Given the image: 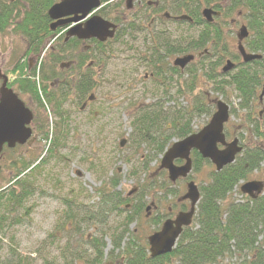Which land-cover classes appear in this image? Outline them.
<instances>
[{"label": "rangeland", "instance_id": "rangeland-1", "mask_svg": "<svg viewBox=\"0 0 264 264\" xmlns=\"http://www.w3.org/2000/svg\"><path fill=\"white\" fill-rule=\"evenodd\" d=\"M115 5L116 3H112L110 6ZM107 12L109 16H114L113 9ZM238 12L235 13L236 17L240 15ZM246 13L244 11L241 15ZM218 19L220 23L218 34L221 37L217 40L218 42H215L217 46L209 51L203 48V53L199 56V58H204L201 64L192 66L193 71L197 72L193 75L196 76V91L210 90L208 93L210 100L220 99L230 107L231 118L226 127L228 142L237 138L240 146L252 148L261 143H257L253 125L259 124L257 119H262L260 112L264 111V96L262 101L259 99L262 89L257 91L250 109H241L240 100L233 88L228 87L223 93H215L213 82L206 77V74H214L216 70L218 72V68L212 63L215 62L213 58L215 53L223 47L227 49L226 54L227 51L238 52V34L242 26L247 28L248 26L246 20H241L236 24L233 15H222ZM218 19L215 18L214 22L218 23ZM248 30L252 36V31L249 28ZM175 35L176 37L183 36L180 33H175ZM187 37L190 42L191 38H196L197 35L189 30ZM131 41V37L122 35L118 41L111 43L105 50L102 67L106 65L107 72L96 77L97 87L89 93L95 97V100L85 113H81L80 108L74 105L76 99L73 97L69 99L59 97V91L61 89L68 91L67 89L61 88L62 86L58 89L54 79L45 82L48 92L56 94L62 103L60 112L63 119L59 121V117L54 115L51 104H47L44 108L37 110L36 125L39 128L38 131L45 127V131L50 134V139H53L52 134L55 135L56 128L62 131V136L59 137L61 147L57 148L55 156L50 157L51 141L42 137L38 141V149L34 151L30 149L27 152L23 148L2 155L0 190L13 185L10 182L14 181L15 177L12 176L15 172L11 173V169L22 170L19 161L23 156H27L25 160L31 167L38 164L43 157L47 159V162L31 173L25 172L30 177L33 187L29 189V196L23 202V208L11 213L4 230L0 231V261L8 260L11 253L16 252L31 264H64L65 261L70 262L73 255L81 252L91 256L92 253L89 246L85 245V240L88 238L92 240L98 235L100 236L99 241L105 243L106 246L102 264H123L125 260L123 248L126 247L130 236L126 235L121 249L114 248V241L118 240H114V237L117 238L124 230L125 216L130 213V210H126V204L137 206L140 201L144 202L141 218L130 224L128 230L138 235L139 239L148 238L155 229L153 217L158 212L163 215L168 214L169 209H172L173 205L177 204L186 193L184 182L172 184L166 178L167 175L165 177L163 173H158L161 156L155 158L154 153L144 152L145 146L138 147L131 140L133 136L131 121L139 104L143 106L159 102L164 103L166 107H174L176 110L186 107L189 96L183 94L179 97L175 91L180 88L186 91L192 78L185 72L179 82L176 78L174 80L171 78V82L164 89L146 88L149 83L143 84L141 81L143 77L140 76L143 70L140 69L137 75L136 56L128 46L132 44ZM58 49L53 40L50 39L47 42L48 51L42 55L44 73L51 74L58 69L60 61L58 62L53 57L58 55ZM25 52L26 43L23 38L8 32L4 38L0 39V68L7 75L10 74V71L20 61L28 62L30 57L26 56ZM195 57L197 58L198 55L195 54ZM52 60L56 63L55 68H53ZM66 62L67 60L63 63ZM32 64L34 70L37 59ZM25 72L27 73V70ZM12 75L15 78L14 81L19 77L15 73ZM200 92L198 94H201ZM215 110L216 107L213 113ZM212 115L209 118L202 116L195 119L192 123L193 130L198 131L203 128ZM56 122H59L58 126H55ZM123 140L127 141L124 147H121ZM214 170L211 164L206 165L201 173L197 175L191 173V180L199 187L202 184L206 185ZM112 179L118 182L116 187L110 184ZM253 180L264 182V164L254 173ZM134 189L136 192L129 196ZM104 190L108 193L118 192L120 194L116 201L119 208H112L113 203L107 205L106 208L110 207L111 212L108 213L109 215H104V223L92 228L89 220L82 223L81 218L85 216L89 218V214L100 210L101 207L98 204ZM168 192L176 193V195H168ZM125 199L128 203L124 201ZM235 200L243 201L237 191L231 194L227 202ZM122 201L124 203L120 204ZM152 202L158 204L160 210L157 212L150 210L147 216L145 208L150 207ZM70 211L78 215V218L74 219V224L67 223L68 220L65 218L66 213ZM3 212L1 208L0 213ZM147 248L149 251V247ZM234 262L235 259H227L224 264Z\"/></svg>", "mask_w": 264, "mask_h": 264}, {"label": "trees", "instance_id": "trees-1", "mask_svg": "<svg viewBox=\"0 0 264 264\" xmlns=\"http://www.w3.org/2000/svg\"><path fill=\"white\" fill-rule=\"evenodd\" d=\"M215 1L218 2L219 0ZM57 2V0H0V39L4 38L8 32L19 35L24 39L27 47H32L28 54L34 53L40 59L46 47V40L50 35L49 24L51 21L47 13ZM235 7L244 9L249 14L247 22L253 34L247 41L248 51L263 54V59L242 65L232 75L217 76L216 70V73L206 74V77L213 82L215 93L220 94L228 87L233 88L240 100V108L248 110L254 103L257 91L264 86V0H235ZM11 28L13 29L11 30ZM206 34L209 35V33ZM219 36L221 37V35ZM67 51L68 49L62 52L67 54ZM53 57L55 60L60 58L59 55ZM99 57L97 55L95 58ZM52 63L53 68H55V61ZM40 67V71H44L43 63ZM24 70L25 66L20 69V73ZM172 72V80L176 78L179 82L183 75L174 70ZM186 72L192 81L188 83L186 91H183L182 88L175 91L179 97L183 94L189 96L190 99L186 107L176 110L174 107H166L164 103L159 102L143 106L139 104L132 117L133 136L131 140L138 147L145 146L144 152L154 153L155 158L162 157L174 140L180 141L192 135L195 132L192 128L195 119L202 116L209 118L214 111L215 104L213 100H210L211 97L208 94L210 90L199 91L201 94H198L195 86L196 76H193L197 72L193 71L192 67H188ZM36 76L37 69L35 68L31 79L19 75L15 85L18 86L19 90L33 94L41 107H45V100L48 104L55 106L54 112L59 117V121L62 120L61 101H58L56 94H48V87L43 83L42 91L46 98L44 100L39 93V86L35 80ZM45 80L46 77H43V81ZM94 87L96 85L91 83L90 88L82 87L77 91L84 98V95L91 92ZM62 92L59 91V96L66 99L68 94H61ZM53 93L55 92L53 91ZM169 96L173 97L170 94ZM257 122L259 124L253 125V131L257 137V143L261 142L260 145L244 148L234 164L225 167L220 172L215 170L211 172L209 183L200 186L201 200L194 224L184 230L173 252L151 258L147 248L148 238L139 239L138 235L128 230L130 224L141 218L144 208L142 205L137 206L138 210L133 214L125 216L124 230L117 238L114 237V240L118 239L114 241V248L121 249L122 241L126 235L130 236L126 247L123 248L125 259L123 264H224L227 259H235L234 263L228 264H264V195L256 200H251L242 196L238 191L240 184L253 179L254 173L264 164V115L261 120L257 119ZM58 123L56 122L55 126H58ZM43 132L44 139L48 140L50 134L45 131V127ZM225 133L227 134L226 128ZM54 134H52L53 139L50 142L52 146L49 152L50 157L55 156L57 148L61 147L59 137L62 136V131H58L56 128ZM191 157L193 175L201 173L204 166L210 165L197 152H193ZM46 162L47 159L42 158L31 172ZM29 168H31L30 164L24 163L23 169L25 170L17 172L14 181L10 182L13 185L0 190V210L2 208L4 211L0 213L1 232L4 230L5 223L11 213L23 208V202L29 196V189L33 187L30 177L25 174ZM163 175L166 177L167 174L164 173ZM166 178L168 179V177ZM112 180L110 184L112 187H116L118 182ZM236 189L239 195L243 197V201L227 202ZM168 193L176 195V193ZM101 194L102 199L98 204L101 207L100 210L89 214V218L86 216L81 218L82 223L89 220L92 228L104 223V215L111 212L110 207L106 208L107 205L113 203L112 208H119L118 202H116L120 196L118 192L108 193L104 190ZM123 203L122 201L120 204ZM225 203L227 204L224 206ZM65 218L68 220L67 223L74 224V219H77L78 215L70 211L66 213ZM153 224L159 227L161 222H154ZM157 228L153 232L157 231ZM99 238L100 236L97 235L92 240L89 238L85 240V245L89 246L92 253L91 256L81 252L73 255L71 261H65L64 264H102L106 246L105 243L99 241ZM0 264L31 263L16 252H12L8 260L0 261Z\"/></svg>", "mask_w": 264, "mask_h": 264}, {"label": "flooded vegetation", "instance_id": "flooded-vegetation-1", "mask_svg": "<svg viewBox=\"0 0 264 264\" xmlns=\"http://www.w3.org/2000/svg\"><path fill=\"white\" fill-rule=\"evenodd\" d=\"M101 5L99 8L93 11V13L88 17V19L80 22L78 25H84L91 17H99L103 21L109 22L110 24L116 27L115 36L112 39H108L105 42L99 41L96 38H89V39H80L77 36L68 37V32L71 28H74L75 24L57 27L55 31H50V35L46 40V43L51 39L53 42L56 43L58 49V69L56 71L51 72V74L44 73V71H39L38 74L39 78L38 84L39 93L41 97L45 100V96L43 95L42 85L46 81L53 80L56 84L57 88L67 89L68 91H63L61 94H68L66 99L73 97L76 99V103L74 105L80 108L81 113H85L89 105L95 100L93 95L89 93L84 95V98L78 94L79 89L82 87L90 88L91 83L96 85V77L99 75L106 73L107 70L106 65L102 67L103 63V55L105 50L111 45L120 39L122 35L126 37H131V42L128 46L130 50L135 53L136 56V63H137V72L139 75V70L142 69L143 72L140 74L142 76L143 84H147L146 88L150 89H161L167 87V85L171 82L170 79L173 75V70L176 72H180V74H184L188 67H192L193 65H200L204 58H199V56L203 53L202 49L205 48L207 51L212 50V47L217 46L215 42L220 40V23L219 19L222 15L223 16H234L235 23L237 24L241 20H246V24L248 25V17L249 14L246 13L241 15L242 12L245 10H239L235 7V0H219L216 2L214 0H100ZM111 2V3H110ZM110 3V4H109ZM112 3H116L115 6H110ZM114 10V16H109L108 10ZM209 9L212 10L214 13H218L219 15H213V21L209 22L203 15L204 10ZM122 11V12H121ZM239 11V16L236 17L235 13ZM227 12V13H225ZM215 18L218 19V23L214 22ZM51 21V20H50ZM225 21H223L224 23ZM52 21L50 22L51 28ZM246 27V26H242ZM247 28V27H246ZM247 28V30H248ZM198 29V30H197ZM194 31L196 33V38H191V41L188 40V31ZM249 31V30H248ZM175 33H180L183 36L176 37ZM206 33H209L207 35ZM250 34V33H249ZM174 35V38H172ZM251 37V35H250ZM250 37L243 41V47L247 54L253 56L261 57L258 61L263 59V54L261 53H251L247 51L248 42ZM238 38V37H237ZM24 41V39H23ZM218 42V41H217ZM210 46L211 48H209ZM32 47L26 46L25 55L29 58L28 62H24L23 60L20 61L14 69L10 71V74H6L2 68L3 76L7 77L6 86L8 89H12L15 94H17L18 98L25 104V107L32 112L33 120L30 125L33 133L32 138L29 140L25 145H16L14 148H9L8 145H4L3 151L0 154V167L2 172V155L7 154L8 152H14V150L19 149H32V151L38 149V141L43 137L44 132L43 129L38 131L39 128L37 127V110L41 109L37 99L33 94L26 93L24 91L19 90L18 86L15 85V78L13 75H21L23 78L28 77L32 78L33 73V64L32 62L38 59V56L34 53L28 54ZM67 51V54L62 51ZM224 47L219 50L218 53L214 54L215 62L214 67L218 68L217 76H227L234 74L237 70H239L242 65H247L250 63H245L243 56L239 52V39H238V52L234 51H227L225 52ZM229 50V49H228ZM195 54L198 57H195ZM225 56H224V55ZM100 56L99 58H95L96 56ZM95 56V57H94ZM187 56H194V60L189 63L185 68H180L175 66V61L177 59H182ZM177 57L175 60L174 58ZM66 63H63L66 61ZM257 61V60H256ZM231 62L234 66L230 71L224 72V68L227 66V63ZM27 63V73L21 72L20 69ZM33 70V71H32ZM60 73V75H58ZM27 75V76H26ZM17 76V77H18ZM16 77V78H17ZM43 77H46V80L43 81ZM178 77V76H177ZM164 83V84H163ZM4 78H0V90L3 87ZM97 87V85H96ZM94 87L93 89H96ZM18 89V90H17ZM92 89V90H93ZM91 90V91H92ZM53 92V91H52ZM48 94L52 95L48 92ZM264 92L260 96V101L263 100ZM61 97V96H59ZM62 99H65L62 97ZM58 101L59 98H58ZM48 103L45 100V105ZM52 106V104H51ZM53 107V111L55 106ZM56 116V113L54 112ZM264 115V111L260 112V118ZM226 140L227 134L225 133ZM233 139V138H232ZM234 138L231 142L236 140ZM239 141V139H237ZM228 142V140H227ZM229 142V143H231ZM240 145V143H239ZM242 146V145H241ZM244 151V147L242 146ZM27 156H23L20 163V169H23L24 163H27L25 160ZM185 164L182 160H177L175 165L183 166ZM15 166V165H14ZM32 168H29L31 173ZM21 171V170H20ZM19 171V172H20ZM26 171V172H27ZM0 172V174H1ZM15 172V177L18 170L12 168L11 173ZM157 173V172H156ZM158 173H166L168 177V172L166 170L158 169ZM26 174V173H25ZM184 182L186 184V193H187V186L191 182V176L189 175L187 178H179L176 182H171L172 184H178L179 182ZM137 189V188H136ZM134 189L129 196H131L134 192ZM185 193V194H186ZM184 194V195H185ZM170 195V194H169ZM183 196L178 200L177 204L173 205V208L169 209L168 214L163 215L162 213L158 212V214L153 217L152 220L155 222H161L160 226H155V229H161L164 222L166 221H174L180 213L188 212L191 207V203L189 200H183ZM127 201V199H125ZM128 203V201H127ZM144 206V202L140 201L137 205ZM136 205L126 204V210H130L129 214H133L136 212L137 209ZM150 210L159 211L160 207L158 204L152 202L151 206L145 208L147 216ZM176 212V213H175ZM167 213V212H166ZM184 228V230L188 229ZM183 230V232H184ZM182 232V233H183Z\"/></svg>", "mask_w": 264, "mask_h": 264}, {"label": "water", "instance_id": "water-1", "mask_svg": "<svg viewBox=\"0 0 264 264\" xmlns=\"http://www.w3.org/2000/svg\"><path fill=\"white\" fill-rule=\"evenodd\" d=\"M101 5L100 0H61L53 5L48 16L53 21L51 30L55 31L57 27L75 24L68 32V37L77 36L80 39L96 38L105 42L115 36L116 27L109 22L103 21L99 17H91L84 25H78L80 22L88 19L94 10ZM204 17L213 21V15H219L212 10L206 9L203 12ZM249 33L243 27L238 35L239 51L243 56L244 62L249 63L260 59L259 56L248 55L242 41L248 38ZM193 56H187L175 61V66L185 68L193 61ZM234 66L231 62L227 63L224 72L230 71ZM4 78L3 87L0 90V154L4 145L14 148L18 145H25L32 137L30 127L33 115L30 110L18 96L7 88V77L3 76L0 69V78ZM264 90V89H263ZM216 113L212 116L210 123L198 133L192 134L187 138L175 142L162 158L160 169L168 172V178L171 182H176L179 178H187L192 172V152L196 151L205 160L210 161L216 171L220 172L225 167L234 164L237 156L243 148L239 146L236 139L232 143H227L224 134L225 125L230 119V108L221 100L216 101ZM126 140L120 144L124 147ZM222 146L223 149L220 148ZM177 160L185 162L183 166L175 165ZM1 171V167H0ZM241 192L253 199H256L264 191V183L248 182L241 187ZM200 191L194 182L187 186V193L183 200H189L191 203L188 212L180 213L174 221L164 222L161 230L148 238L150 253L152 258H157L170 254L176 247L184 228L190 227L196 213V207L200 202Z\"/></svg>", "mask_w": 264, "mask_h": 264}]
</instances>
